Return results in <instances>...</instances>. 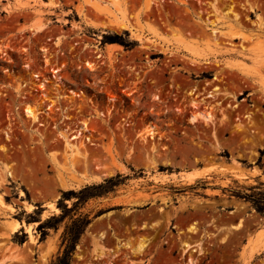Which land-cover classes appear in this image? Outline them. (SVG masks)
<instances>
[{
	"label": "rangeland",
	"instance_id": "obj_1",
	"mask_svg": "<svg viewBox=\"0 0 264 264\" xmlns=\"http://www.w3.org/2000/svg\"><path fill=\"white\" fill-rule=\"evenodd\" d=\"M113 1L116 4L110 7L108 2ZM149 1L153 4L148 8ZM213 1L108 0L104 4L112 10L108 18L87 8L86 22L111 24L123 16L133 25L139 23L155 32L158 44H151L155 39L146 31L150 49L142 50L128 31L108 29L102 34L87 27L78 15L83 0H0V172L8 170L12 175L4 182L0 179V197L14 210L0 207V264H51L67 246L61 237L75 219L85 224L71 264H185L189 257L197 259V264H242V255L264 237V215L255 207H264V32L255 31L257 16L263 19L264 28V0L251 2L257 4L255 13L242 0H217L214 6ZM20 6L26 10L16 11ZM38 12L50 24L33 35L27 27L39 22ZM235 15L239 25L231 20ZM224 19L230 20L232 28L219 29L223 33L257 37L241 45L238 39L229 44L218 36L216 43L203 24L214 22L220 27ZM43 45L61 49L58 64L66 65L62 73H49L40 51ZM71 45L82 49L79 56H85L84 60L93 57L94 61L97 46L105 57L97 62L105 64L100 63L96 71L87 70L81 57L69 49ZM184 46L204 54L210 64H194ZM115 49L112 59L110 51ZM4 52L15 64L6 61ZM28 56L37 61L35 72L48 67L43 75L53 82L46 83V90L38 89L44 78H33V69L26 68ZM237 59L247 65L246 71L226 70L224 63ZM54 76L62 77L61 87H56L59 82ZM22 83L20 93L16 87ZM215 87L234 95L235 100L217 106L223 97L206 98ZM69 90L81 97L72 96ZM110 96L116 98L113 117H99L110 104ZM75 101L82 104L81 110L62 112V107ZM192 102L199 104L200 111L213 106L217 123L192 125ZM52 105L61 109L54 110L56 129L53 122L30 124L27 106L41 107L47 113V106ZM222 114L227 120L220 124ZM247 116L253 125L247 124ZM83 121L92 129L95 145H87L86 160L67 159L61 142L52 140L63 130L73 137L78 128L85 129ZM237 125L244 126V132H236ZM148 126L157 133L146 144L138 135ZM35 129L42 136H36ZM216 143L222 147L220 152L214 149ZM153 146L159 154L151 151ZM154 162L160 164L155 169ZM115 164L125 171H115L113 177L98 184L63 189L58 182L60 177L79 178L87 169ZM199 170L206 177L190 186L179 177L161 182L163 176ZM48 203L59 211L57 215L43 213ZM26 205H32L34 211L26 212ZM43 214L48 217L42 219ZM225 217H232V222H224ZM48 219L49 226L56 229H45L50 239L38 253L40 223L33 227L34 243L22 231L9 235V221L33 224ZM158 223L159 227L150 228ZM193 224L197 232L188 233ZM236 225L238 229L233 228ZM102 233L105 239L100 244L110 253L96 260L92 250ZM117 241L126 246L118 250ZM143 241L149 246L139 254L137 247ZM185 243L195 245L198 252L184 253ZM263 260L264 253L251 264H264Z\"/></svg>",
	"mask_w": 264,
	"mask_h": 264
},
{
	"label": "bare ground",
	"instance_id": "obj_2",
	"mask_svg": "<svg viewBox=\"0 0 264 264\" xmlns=\"http://www.w3.org/2000/svg\"><path fill=\"white\" fill-rule=\"evenodd\" d=\"M35 1H37V0H35ZM83 1L84 2L79 5L78 15H80V17L82 18L84 23H86L87 27L92 28L93 30H98L102 34H105L108 29L111 30V31L116 30L118 32L128 31L131 34V37L133 38V40L139 43V45L142 48V50L150 49V47L148 45H146V42H147L148 39H145V36H144V34H146V31H147L146 28L147 27H145L144 25L139 24V23H137V25H133L129 21V17L125 18L123 16L122 17L118 16V18L111 24L104 23L103 25H97L95 22H94L95 24L93 22L92 23L86 22V19H88L87 13L89 12V9H87V8H89V7H91L94 10L93 12H95L98 16H106L107 18L109 17V15L112 14V10H110L111 11L110 12L108 8H105L107 5H104V4H106V2H108V0L107 1L106 0H83ZM242 1H244L246 4L249 5V9L251 10L252 13H255V11L258 8L256 7L254 9V6H256L257 4L251 3V2H259V4L261 3V0H242ZM15 2H19V0H15ZM216 2H217V0H214L212 5L214 6L216 4ZM108 3L111 5L110 7H112V6H115L116 1L108 2ZM152 4L153 3L151 1H149L147 3V7L148 8L151 7ZM54 7H57V5L55 4ZM25 10H26V6L25 7L20 6V8L16 9V11H18V12L19 11H25ZM90 13H92V12L90 11ZM36 17H38V19H39L38 21L39 22L36 23V24L34 22V25L30 24V26L27 27L28 30L33 35H36V34L44 32L48 28V26L50 24V22H47V21L44 22L45 19L41 20V18H44V14H40V12H38ZM239 19L240 18L237 15H235V16H233V18L231 20H232V22L235 23V25H239V23H238ZM224 21H223V23H222V25L220 27H218V24L214 23V22L212 23V22H206L205 21L204 24H203V26L206 29V31H209V30L211 31V33L208 34L209 38H211L216 43H218V40H217L218 36H222V37H225L226 40L230 42L229 44H232V42L234 40L238 39V40H240V44L242 45L245 42H250V41L254 40L255 37H257V35H258V34H254V35H250V36H245L243 34V32L242 33L241 32L240 33H232L230 31L223 33V31H220L219 29H222V30L228 29L229 30L230 28H232L231 24L229 23L230 20H227V19L225 20L224 19ZM255 28H256V30H255L256 33H263L264 32L263 19H261L260 16H257V22L255 23ZM147 35H149L152 39H155V40H153L151 42V44H154L155 42L156 43L158 42V37H157V34H155V32H152V31L148 32ZM61 37L62 36H60L59 38L56 39V44L58 43V41H60V39H62ZM98 39H100V36L98 37ZM147 44H148V42H147ZM56 46L61 48L63 45H56ZM68 47H69V45H68ZM71 47H72V45L70 46L69 49H71ZM74 47H72L71 51L74 53L75 56H79V54H80L79 52L82 49H80V48L76 49ZM94 48H95V53H96V57H95L96 60L95 61H94V59L92 60L93 57L91 59H86L85 58L86 60H84L85 56L84 57H81V55L79 56V57H81V59L85 63V67L84 68H86L87 70H90V71H94V70L96 71V68H98L100 63H101L100 66L105 64V63H103V61L102 62H97V61H99V59L102 60L103 56L99 53L100 50H99V48L97 46H94ZM182 49L185 52H187V55H189L192 58L191 60H192V62L194 64H196V65L200 64V63H202V64H210V62H208V59L206 58V56L204 54H202V53H200V52H198L196 50H193V49H191V48H189L187 46H184ZM242 50H244V49H242ZM24 51L27 52V49H24ZM40 51L44 52L43 58L45 59L46 66H48L50 68L49 69L50 70L49 73H57V74L58 73H62V71L64 69V66H66V65H64V62H61L62 64H60V65L58 64V63H60V62H58V59H60V58H58V55L61 52V49L56 48V50H55L50 45H43V46L40 47ZM117 51H118V49H115L112 52L110 51V56H112V59L117 54L116 53ZM0 52H2L1 49H0ZM4 53H5V56H7V60L6 61L8 63L15 64L14 60L10 57V55H8L6 52H4ZM69 54L71 55V53H69ZM79 60H80V58H79ZM62 61H63V58H62ZM67 62H65V64ZM36 63H37V61L34 58H31V57L28 56L26 68H28L29 70L33 69V71H34V68L37 67ZM111 63H113V62L111 61ZM224 66H225L226 70H229L231 72L237 71L239 73L240 72L243 73V72L246 71V66L247 65L243 62V60L237 59V60H234L233 62L224 63ZM48 67H45V70H43V72L48 71ZM99 70H101V69H99ZM43 72H38V71L35 72L34 71L33 74H32L33 75L32 77L33 78H44L43 79L44 81L42 82V84L38 85V89L46 90V86H47L46 83L48 84V83L53 82V81L48 80V78L45 79V77L43 75ZM59 77L62 78L61 76H54L55 80H57V82H59V84H56L57 88L61 87V85H60L61 84V82H60L61 80H60ZM214 80L215 81H220L217 78H214ZM36 82H39V80H36ZM30 83H32V85H35L34 82L30 81ZM23 84L24 83L19 84V86L16 87V90L20 91V93H23V92H21V91H23L22 90ZM69 93L72 96H74V97H81V95H77L72 90H69ZM24 95H25V93H24ZM217 97H223V99H221V101H219L216 104L217 106H220V107L228 99L235 100V96L234 95H232L230 93H227V92H220L219 87H215L212 92H209L208 96L206 98L207 99L218 100ZM94 98L97 101L100 99L96 95L94 96ZM108 99L110 101L109 102L110 104L106 107L104 112L99 114V117L101 115V117H104L105 119H106V117H109V118L113 117L114 112L116 111V107L114 106L115 104L113 103V102H115L116 98L113 97V96H110ZM70 105H72V106H70ZM74 105L78 106V108L75 109L76 107H74ZM81 105L79 106L76 101L72 102V103H69L68 108L62 107V112H66V111H68V109L71 110V108L74 109L75 111H79V110H81ZM191 105H192V108L194 109V111L196 110V112L193 111V113H191V115H190V119L189 120H190V123L192 125H200L201 123H203L205 126H214L217 123L216 116L213 113V111H214L213 106L211 108L210 107H205L204 110L200 111L199 110L200 106H199L198 103L192 102ZM226 108H230V109L234 110L235 108H237V105L236 106L227 105ZM226 108H223L222 110H225ZM54 110L60 111L61 109L58 106H53V105L52 106H47V113H46V112L43 111V108L41 109V107L40 108H38V107L32 108L30 106H27L25 108V114L30 119V124L31 125L32 124L33 125L37 124L39 126H46V125L51 124L52 122L54 123V118H53L54 117ZM222 110H220V111H222ZM75 111H73V113ZM178 111L180 112L179 109H178ZM220 111H218V112H220ZM95 112L98 113V110L95 109ZM117 113H118V110H117ZM180 113H183V112L181 111ZM63 114H67V113H63ZM122 115L124 116V113ZM68 116H69V114H68ZM115 117H117V116H115ZM56 118H57V116H56ZM70 118H67V119L69 120ZM246 118L248 120L247 124L253 125V121H252L251 117L247 116ZM226 120H227V117L222 114V118L219 119V122L221 124L222 122H225ZM82 124H83L82 126H84L85 129L82 130V129L78 128L77 131H76L77 134L74 135L73 137H71L67 133V131L63 130L61 132H57V135L54 136L55 138L52 140L53 142H54V140H56L58 142H61V144H62V153L64 154V156H66L67 159L71 158L73 160L74 159L86 160L87 157H88V153H87L88 147H87V145H95L94 144L95 142L93 143V141H92V138H93L92 137L93 135L91 134L92 133V129L89 128V125L85 121H83ZM119 124H121V123H119ZM53 125L55 126L54 129H56V122ZM94 128H96V127H94ZM236 128H237L236 132H238V133L244 132V126L237 125ZM123 129H124V126H123ZM33 132L36 133V136H40L41 135L38 132V130H36V129L33 130ZM86 132H89L90 134H86ZM156 133H157V131H156L155 128L153 129L152 127L148 126L143 131V133L138 135V138L141 139V141H143V143L147 144L148 143V139L149 140H153L154 136L156 135ZM78 140H80V141H78ZM96 140H97V138H96ZM85 141H86V143H85ZM96 143H98V142L96 141ZM214 149H215V151L220 152L222 147H221V145H219V143H216L215 146H214ZM0 151H3V149L1 147H0ZM151 151L153 153L159 154L158 153L159 150H157V148L154 147V146L152 147ZM155 162H157V161H155ZM159 165H160L159 163H155V164L152 165L153 166L152 168L155 169ZM71 167H72V165H71ZM73 170H74V166H73ZM115 171L122 172V171H125V168L123 169V166L121 167V166H118L116 164L112 168H107V169H101V168H98V166H97L93 170L87 169V173L83 174L79 178L78 177H72V178L60 177L58 182L60 184V187H62L63 189H76V188H79L82 185L101 183L104 179L113 177ZM11 177H12V175H11V173L8 170L7 171H3L2 170L0 172V179L3 182L5 181L6 178H11ZM178 177H179L180 181H184L188 186H190V185L195 184L198 180H200L202 178H205L206 177V172L204 170H201V171L199 170V171H193V172L179 173L178 175L163 176V178L161 179V182L162 183L163 182H171V179L178 178ZM0 207L7 208L9 211H14L13 208L5 205V203L2 200V197H0ZM45 207H46L45 210L48 211V213L50 215L55 216V215H57L59 213V211L56 208H54L52 203L46 204ZM34 209L35 208L32 205H26L25 206V210L28 213H32L34 211ZM127 214L129 215V212ZM45 217H48V216L43 214L42 215V219H44ZM8 224H9V227H10V232H9L10 234L9 235L17 234L20 231L24 230L25 233H27L29 238H30V243H34L33 242L34 239H33V235H32L33 234V227H34L33 224H25V223H23V222L21 223L20 221H17V220L9 221ZM153 227H159V223L158 224H153L152 226H150V228H153ZM233 228L234 229H238V225L234 226ZM197 230L198 229L193 224V225H191L188 228L187 232L195 234L197 232ZM9 235H8V237H10ZM104 239H105V236H104L103 233L99 234L95 238V241H94L95 242L94 243L95 247L92 250V254L94 256H96V260H103V259L106 258V256H108V255H106V252L110 253L109 249L107 250L106 248H104L100 244L101 241H103ZM116 244H117L116 248L118 250H120L121 248L126 246V244H123L120 241H117ZM148 244L149 243H147V241H145V242L143 241L142 243H140L138 245V247H137V252L139 254H141L144 251L145 248H148V246H149ZM194 246H192L190 244H186V243L183 244L184 253L189 254L190 251H192V253L193 252H198V250L194 249ZM263 247H264V237H261L258 240V243L255 246H253L251 249L249 248L250 250L246 251V253H244L242 255V259H241L242 264H251L256 257H258V256H260L261 254L264 253ZM247 248H248V245H247ZM244 251H245V248H244ZM200 255L202 256L203 253L200 254ZM44 262L46 263L47 259H44ZM197 262H198L197 259H193V258L189 257L188 258V262L185 263V264H197ZM262 262H264V260Z\"/></svg>",
	"mask_w": 264,
	"mask_h": 264
},
{
	"label": "trees",
	"instance_id": "obj_3",
	"mask_svg": "<svg viewBox=\"0 0 264 264\" xmlns=\"http://www.w3.org/2000/svg\"><path fill=\"white\" fill-rule=\"evenodd\" d=\"M87 188L88 187L82 189L79 193L81 194L82 192L87 190ZM89 198H92V197L90 196L87 199ZM255 207L260 214L264 215V207L258 206V205H255ZM50 220L51 219L45 220L43 223H41L40 221H34L35 223L36 222L40 223L38 225V230L42 232L41 241H43L45 239L44 237L47 236V234H44L45 229H56L54 225L49 226ZM34 222H31V223H34ZM84 224L85 223L83 220L75 219L72 221L71 226L65 229L61 238H62L63 243L67 242V246L65 247L64 251L60 253L51 264H71L72 263V256L75 251V246L78 243L80 235L83 232Z\"/></svg>",
	"mask_w": 264,
	"mask_h": 264
},
{
	"label": "crops",
	"instance_id": "obj_4",
	"mask_svg": "<svg viewBox=\"0 0 264 264\" xmlns=\"http://www.w3.org/2000/svg\"><path fill=\"white\" fill-rule=\"evenodd\" d=\"M45 207V206H44ZM46 208V207H45ZM48 213V211H46V210H44V212L43 213ZM228 213H230V212H228ZM224 222H226V223H231L232 222V217H225L224 218ZM28 224V223H27ZM39 223H33V225H34V229L37 227V225H38ZM24 231V230H23ZM22 231V232H23ZM23 233H25V231L23 232ZM27 236H28V234L27 233H25ZM28 239H29V236L27 237ZM49 239H50V235H48V236H46L45 237V239L42 241V242H40L36 247H37V253H38V248H44V249H46V247H47V244H48V241H49Z\"/></svg>",
	"mask_w": 264,
	"mask_h": 264
}]
</instances>
